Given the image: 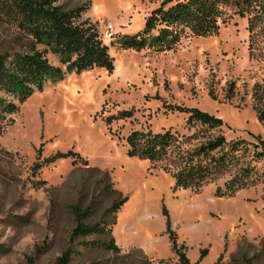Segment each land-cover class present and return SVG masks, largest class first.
<instances>
[{
    "label": "rangeland",
    "instance_id": "374dc122",
    "mask_svg": "<svg viewBox=\"0 0 264 264\" xmlns=\"http://www.w3.org/2000/svg\"><path fill=\"white\" fill-rule=\"evenodd\" d=\"M162 1L57 0L68 9L87 5L84 18L108 46L112 69L68 73L0 119V264H54L76 225L71 208L95 198L86 222H109L105 212L119 194L127 200L110 229L120 253L80 245L107 236L78 239L71 264H145L139 251L152 264H175L174 242L191 264H264V159H253L250 145L239 166L197 193L176 186L166 162L130 153L135 132H171L181 143L196 133L187 114L169 109L175 106L220 120L227 142L253 136L264 143L252 102L254 87L264 85V40L252 44L246 17L220 21L207 37L185 32L170 49L119 47L120 37L143 31ZM32 48L44 51L0 14V56ZM67 155L107 172L114 193H101L100 176ZM243 166L255 167L260 182L218 196Z\"/></svg>",
    "mask_w": 264,
    "mask_h": 264
},
{
    "label": "trees",
    "instance_id": "16d2710c",
    "mask_svg": "<svg viewBox=\"0 0 264 264\" xmlns=\"http://www.w3.org/2000/svg\"><path fill=\"white\" fill-rule=\"evenodd\" d=\"M57 0H0V14L8 18L13 26L44 51L30 49L24 53L0 56V119L5 114L16 112V103H23L35 92H41L47 83L63 79L68 73L89 71L94 67L112 69L109 48L97 31L96 25L85 19L87 5L65 8ZM232 16L247 18L252 44L264 40V0H163L146 20L142 32L120 37L122 49L141 50L145 47L157 50L170 49L188 32L193 36L207 37L215 34L219 22ZM57 57L63 69L49 64L46 53ZM264 85H256L252 92L253 109L258 120L264 124ZM188 115L187 125L196 133L178 142L177 134L171 132L132 133L129 136L130 153L151 162H166L174 169L176 186L195 193L208 184L221 180L241 162L239 152L245 153L248 145L253 148V159H264V143L258 137L253 142L243 140L227 142L222 135V122L196 109L169 107ZM205 138V139H204ZM191 139H200L194 148L185 147ZM187 142V143H186ZM247 145V146H246ZM181 146L183 148L181 149ZM73 164L81 163L91 173L100 176L97 186L101 193H114L107 172L89 166L88 161L78 155H67ZM49 161H47L48 163ZM248 166L249 162L247 161ZM40 168V167H39ZM255 167L243 166L238 173L224 184L218 196H232L237 191L260 182ZM127 198L120 194L105 212L110 221L86 222L92 215L95 198L81 208L73 206L76 225L69 236V247L56 259L54 264H71L73 245L78 239L96 236L109 237L106 243L81 241L84 248L97 247L114 254L120 249L115 245L110 226L115 224ZM183 246L173 243L171 250L177 258L175 264H191ZM145 264H152L139 251ZM206 252L200 253V259ZM197 264V263H195Z\"/></svg>",
    "mask_w": 264,
    "mask_h": 264
}]
</instances>
